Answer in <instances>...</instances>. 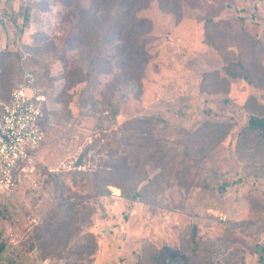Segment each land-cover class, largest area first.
<instances>
[{
  "label": "rangeland",
  "instance_id": "374dc122",
  "mask_svg": "<svg viewBox=\"0 0 264 264\" xmlns=\"http://www.w3.org/2000/svg\"><path fill=\"white\" fill-rule=\"evenodd\" d=\"M173 1L138 11L129 63L117 0H0V98L31 73L50 101L39 187L0 193V264H264V136L247 128L264 116V0ZM81 147L92 171L47 174ZM67 202L74 233L50 252Z\"/></svg>",
  "mask_w": 264,
  "mask_h": 264
},
{
  "label": "built area",
  "instance_id": "2783aa9c",
  "mask_svg": "<svg viewBox=\"0 0 264 264\" xmlns=\"http://www.w3.org/2000/svg\"><path fill=\"white\" fill-rule=\"evenodd\" d=\"M49 109L48 92L31 73L10 91L7 99L0 98V193L14 195L26 183L31 188L39 187L38 150L46 139ZM87 142H93L91 135ZM84 154L81 147L73 156L46 168L47 174L92 171ZM110 188L112 198L122 200L125 208L136 207V200L123 196L117 187ZM221 219L226 220L227 215H221ZM119 228L125 231L126 225L120 221ZM12 239L15 245L19 243Z\"/></svg>",
  "mask_w": 264,
  "mask_h": 264
},
{
  "label": "trees",
  "instance_id": "16d2710c",
  "mask_svg": "<svg viewBox=\"0 0 264 264\" xmlns=\"http://www.w3.org/2000/svg\"><path fill=\"white\" fill-rule=\"evenodd\" d=\"M64 1L69 3L76 0ZM93 1L94 3L99 2V0ZM149 1L150 0H117V11L119 14H124V25L127 26V30H129V34L127 35V37H125V40L129 42V46L125 50L126 52L124 54V58L129 63L143 60V58L145 57L144 45L147 41L142 35L141 30L143 31L147 21L145 18L139 17L137 13L141 8L145 7L147 2ZM168 2H170V0H168ZM174 4H177V0H174L171 3L173 7L177 6ZM7 98L8 97L3 99ZM247 128L257 130L262 136H264V116L252 115L249 119ZM119 168H121V166H119ZM48 175L50 176V174ZM112 178H109L108 176H97V180L99 183H106L112 180ZM75 205L76 203L74 202H67L66 204H64V209L62 210L61 218L58 224L54 227L51 223L47 224V227L45 228V247H49L48 250L50 252L53 251L52 248H54L55 246L67 244V242L70 240L69 238L72 236V233H74L73 230L75 229V221L77 215ZM1 251L2 247H0V253Z\"/></svg>",
  "mask_w": 264,
  "mask_h": 264
},
{
  "label": "water",
  "instance_id": "95a60500",
  "mask_svg": "<svg viewBox=\"0 0 264 264\" xmlns=\"http://www.w3.org/2000/svg\"><path fill=\"white\" fill-rule=\"evenodd\" d=\"M3 27H4L5 31H6L7 28H6L5 23H3ZM6 47H7V45H6V46H2V47H0V50L5 49ZM108 227H110V226L108 225ZM106 228H107V227H106Z\"/></svg>",
  "mask_w": 264,
  "mask_h": 264
}]
</instances>
